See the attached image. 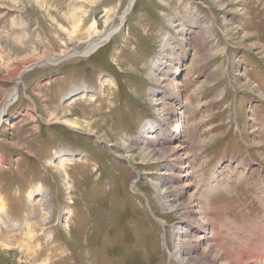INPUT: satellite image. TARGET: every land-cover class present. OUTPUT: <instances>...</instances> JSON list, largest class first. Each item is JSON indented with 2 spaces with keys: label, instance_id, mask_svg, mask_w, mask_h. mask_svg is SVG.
Returning a JSON list of instances; mask_svg holds the SVG:
<instances>
[{
  "label": "rangeland",
  "instance_id": "obj_1",
  "mask_svg": "<svg viewBox=\"0 0 264 264\" xmlns=\"http://www.w3.org/2000/svg\"><path fill=\"white\" fill-rule=\"evenodd\" d=\"M128 2L0 0V264H189L177 244L196 221L163 197L169 174L187 204L215 221L227 210L217 224L232 249L226 226L246 241L260 225L264 0H135L83 54ZM168 113L180 134L155 152L138 137ZM216 169L223 189L208 192Z\"/></svg>",
  "mask_w": 264,
  "mask_h": 264
},
{
  "label": "bare ground",
  "instance_id": "obj_2",
  "mask_svg": "<svg viewBox=\"0 0 264 264\" xmlns=\"http://www.w3.org/2000/svg\"><path fill=\"white\" fill-rule=\"evenodd\" d=\"M134 2H135V0H129V2L126 6L125 12L121 16V20H122L121 22H123V19H125V14L126 13L128 14V12L130 11L132 4H134ZM77 24H78V22H77ZM76 26L78 27V25H76ZM74 28H76V27L74 26ZM116 30H118V28L114 27L112 29V31L107 32V33L104 32L105 34L102 33L103 35L100 34L101 36L98 35L99 37H97L96 39H94V41L92 40L89 44H87L88 46L82 51V53L88 54L89 52H91L94 49L93 47L95 45L100 44L101 42L105 41L104 38H106V40H107V38H109V36L111 34H113ZM173 78H172V81L170 83L168 82L166 84L170 89L168 88L169 90L166 89V90L160 92L161 96L159 98H160V101L163 102V105L168 104V102H170V98H172L173 91L177 88V85H178L177 81ZM169 79H171V77ZM167 80H168V78H167ZM16 96H17L16 89H13L9 94H7V98L5 99V101L3 103V107L1 110H4L3 108L7 107L11 103L10 101L14 100L16 98ZM182 107H184V105H180V109ZM1 113L2 112L0 111V115H1ZM171 118L172 117L168 113L167 117L164 120L156 121L155 123L150 122L149 124L145 125L143 127L142 132H147L150 135L149 136L140 135L138 137V139L140 141L148 142L149 147L148 146H146V147L147 148L151 147L150 149L155 151V152L159 151L160 146H162V148H164V149L165 148L168 149L165 146H167L171 143V139H173V141H177V136H179V134H180V125H181L177 115H175V118L177 119V123L172 129H170L169 128L170 125H168V124H169V121ZM155 126L159 127L158 129L160 132H156V129H154ZM160 140H164V141L162 142ZM166 142H167V145L165 144ZM176 154H177V151L173 149L172 156H175ZM172 163H169L167 165V170L178 174L181 166L178 167L177 165L175 166V164H172ZM174 175L169 174L164 179L165 184L168 186L167 188H169L170 190L165 194L162 193L163 197L170 199L171 202L176 204V205H180V204H182L181 201L182 202L185 201L186 203H184V207L181 208L183 210V215H184V219L182 221L186 220V218H188V217H191L196 221V223L194 225L190 224V223H188L187 225L185 223L183 224V228H182L183 231L181 230L182 235H180L181 239H180V242L178 241L179 243L177 244L178 245L177 246L178 251L182 252V257L185 260V262L187 261V263H189V264H204V261H207V264H217V263H219V264H245L246 261H247V264H261V263H263V262L259 263L260 261L257 262V260H258L257 256L256 257L251 256V248H253L256 245L261 244L262 246H261V250H260L261 251L260 258L264 259V216L261 217V219H260L261 221L259 220L260 225L258 226V224H257V226H258V228H256L257 230H254V231H253V229L250 230L252 232V238L249 240H246V241H242V233H241V230L238 228L240 226H237L238 223H232V225L229 224L228 226H226L230 238L232 240L238 242L236 245V248H233V249H235V252H234L232 247H229L226 244V242L223 240V236H224L223 232L218 227V224H217V221L221 222V214L225 213V211H227V210L225 208H221L220 210H218V212L216 213V221H215L213 216L205 215L204 211H201V207H200L198 200H196L195 205L192 201H190V203L187 204L188 201L186 199H184L186 197L185 187H182L180 185L181 180L180 179L177 180L174 177ZM225 178L226 177H225L224 170L222 169L221 171H218L216 169V181L212 182L209 185L208 192H215L214 190H212L213 189L212 187H216L215 188L216 192H219L222 187H217V185L220 183L219 181L224 180ZM174 185H177L178 187L175 188ZM42 187L43 186H37V188L35 189V194L38 196L37 200L44 205V204H46V196L47 195L45 194V191ZM192 196H195V194L193 193ZM185 204H187V205H185ZM2 206L0 207V211L2 210ZM198 215L201 217V220L199 219ZM222 215L224 216V214H222ZM202 218L206 221H202ZM186 221H188V219ZM0 222L4 223L1 218H0ZM229 223H230V220H229ZM255 225L256 224L254 223V228H255ZM193 226H195V228ZM251 227H252V225H251ZM204 230H208L207 238H210V239H208L207 244L205 243L207 238L204 239V237L194 235V234L199 235V234H201L199 231H204ZM199 247L202 250H200ZM244 260H246V261H244Z\"/></svg>",
  "mask_w": 264,
  "mask_h": 264
},
{
  "label": "water",
  "instance_id": "obj_3",
  "mask_svg": "<svg viewBox=\"0 0 264 264\" xmlns=\"http://www.w3.org/2000/svg\"><path fill=\"white\" fill-rule=\"evenodd\" d=\"M124 20H125V19H123V22H124ZM123 22H122V23H123ZM122 23H121V21H120V22H119L118 24H116V26H114V27H115V28H118ZM111 29H112V28H111ZM111 29H109L108 31H110ZM111 35H112V34H111ZM111 35H110V36H111ZM110 36H109V37H110ZM37 65H39V64H35V65L32 66L30 69H27V70L25 69L24 71H22L21 75L24 74V73H26V72H28L29 70H31L32 68L36 67Z\"/></svg>",
  "mask_w": 264,
  "mask_h": 264
}]
</instances>
